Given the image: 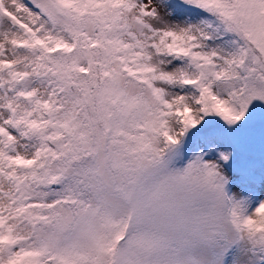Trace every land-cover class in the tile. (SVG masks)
<instances>
[{
    "label": "snow or ice",
    "instance_id": "1",
    "mask_svg": "<svg viewBox=\"0 0 264 264\" xmlns=\"http://www.w3.org/2000/svg\"><path fill=\"white\" fill-rule=\"evenodd\" d=\"M0 264H264V0H0Z\"/></svg>",
    "mask_w": 264,
    "mask_h": 264
}]
</instances>
